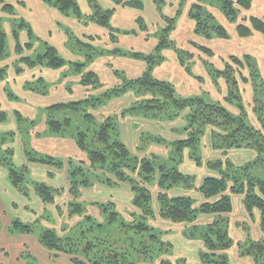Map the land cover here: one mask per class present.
Segmentation results:
<instances>
[{
	"label": "trees",
	"instance_id": "16d2710c",
	"mask_svg": "<svg viewBox=\"0 0 264 264\" xmlns=\"http://www.w3.org/2000/svg\"><path fill=\"white\" fill-rule=\"evenodd\" d=\"M44 1L64 16H74L85 24L95 22L105 27L110 31L111 42H118L119 32L115 31L111 23V15L115 9L104 8L98 0H87L93 11L85 15L78 0ZM115 1L117 4L140 10L145 8L144 0ZM178 1L179 7L175 14L168 16L164 13L166 0H155L163 18V24L153 34L156 37L161 32L156 37L158 43L147 55L139 52L131 54V57L147 64L143 75L137 79L125 77L121 83L103 89L104 84L94 71L87 69V64L105 53L122 55L119 47L100 48L93 43L96 37L89 36L86 43L77 40L81 48L85 44L89 47L90 53H86L83 60L69 62L54 46L48 47L44 54H37L35 57L25 54L26 50L34 48V43H23L20 34L25 30L28 40L36 37L32 25L24 17L17 15L14 4L0 0V60L6 62L5 66H0V79L8 75L10 65L16 69V73H21L24 66L30 69H56L69 63L73 68L72 74L79 75L84 86L98 90L97 94H89L78 101L46 106L43 114L47 129L35 133L38 137L70 136L86 156V159L71 157L68 161L70 187L68 194H65L68 198L64 203L65 212L64 207L57 203L58 197L63 195L62 189L44 182L32 184L27 176L28 164L16 166V150L10 143L16 139L17 132L13 130L0 133V166L7 167L11 184L25 195L33 190L45 206L55 204L61 217H81L72 226L63 221L62 229L59 230L43 223L44 219L51 220V210L46 207V215H40L35 220H14L10 228L12 232L29 234L42 226L40 243L56 256L68 255L73 264H151L153 261H148L146 256L143 262L134 255L144 249L149 252L151 249L149 258H162L160 264H174L173 242L165 240L167 232L156 225L159 220H168L174 223V227L183 228L182 234L186 239L202 241L203 247L198 252L199 264H231L230 254L236 249L242 257L251 256L254 264H264V82L261 81L264 66H259L258 59L252 53L229 54L228 57L220 59V64L218 53L212 47L205 42L202 45L193 41L188 48L175 50L178 61L189 72L194 61L201 59L209 69L215 89L222 92L225 88L226 92L223 100L206 99L198 95H178L172 81L159 79L154 75V70L167 60V51L170 48L176 49L174 45L177 42L172 34L183 12V4L188 0ZM221 2L222 15L232 23L230 26H236L239 37L250 38L254 33L264 36V14L258 16L249 13L253 0ZM191 4L189 16L194 20V30L200 38H230L227 26L215 22V15L206 8L209 4L201 0ZM5 20L12 24L16 54L13 58H10ZM138 27L143 31L148 30L144 18L139 17ZM125 33L130 34L128 31ZM71 38L70 33L68 40L71 41ZM68 44L76 49L71 42ZM196 50L199 55L195 54ZM203 55L206 57L203 58ZM117 75L119 76V72ZM198 79L201 82L202 78L198 76ZM31 82L43 85L46 89L47 83L40 76L33 81L27 80L24 84L30 85ZM245 84L249 85L248 88ZM243 85L247 89L252 88V100L248 101ZM36 89L42 94L39 87ZM29 91L34 92L35 88ZM5 92H8L7 87ZM127 92H133L137 101L119 113L104 118L97 116V109ZM11 93V96L7 93L9 100L20 98ZM58 113L64 114L63 120L55 118ZM15 115L18 121H28L18 111H15ZM128 115L153 119L160 123L173 122L176 118L181 119L183 124L174 129L177 131L174 139L144 133L140 145L133 151L120 137L121 121ZM8 118L5 109L1 108L0 123ZM254 118L257 124L253 122ZM30 122L32 128L27 134L31 133L32 136L36 119ZM75 123L78 125L72 129ZM19 132L22 136L21 129ZM23 141L26 145L27 161L50 164L58 169L64 166V159L44 155L27 146L25 138ZM151 143L167 147V154L149 153ZM207 148L220 154L217 157L208 156L205 153ZM243 150H249L254 155L244 163H238L232 158V154ZM190 163L201 168L200 171L186 173L183 168ZM97 184L99 187L111 189L125 185L132 190V208L125 211L129 214V222H122L120 210L109 211L110 207L117 208V203L112 199L105 201V204L98 202L99 200H83L84 190L96 188ZM88 205L97 206L102 215L106 214V222L95 221L88 211ZM113 224H120L123 235L119 239L92 240L87 237L88 232H95L97 228L103 230L105 225ZM235 227L244 232V238L236 237L233 231ZM84 228L86 229L83 230ZM258 228L263 234L256 238L255 230ZM136 240L140 242L136 243ZM146 250L143 252L145 255ZM175 258L177 264H192L186 257Z\"/></svg>",
	"mask_w": 264,
	"mask_h": 264
},
{
	"label": "crops",
	"instance_id": "0c3cea01",
	"mask_svg": "<svg viewBox=\"0 0 264 264\" xmlns=\"http://www.w3.org/2000/svg\"><path fill=\"white\" fill-rule=\"evenodd\" d=\"M7 1L14 4L18 16L24 17L26 21L30 25H32L34 33L36 34L38 39L44 38L49 41L51 45L58 49L60 55L64 56L65 59L69 62L83 60L84 57L82 55H75V52L69 49V37L67 33L62 30V24H69L73 31L77 33V35H80L84 38H89V36L96 37V40H94L93 43H95L99 47L103 46L106 49H112L115 46L119 47L120 49H141L144 47L147 48V46L150 44L149 39L154 36L153 34L158 30V27L163 24V18L161 17V14L159 12V7L156 6L155 0H144L145 8L143 10L124 4H117L115 0H100V4L104 8L115 9L113 14L111 15V23L115 31L119 32V39L118 42H111V38L109 36L110 31H108L105 27L98 25L95 22H89V24H85L82 21L75 19L74 17L66 15L64 16L60 13L59 10L49 6L44 0ZM194 1L198 0H191L190 2H188L186 10H183L182 14L180 15L176 29L172 34L173 39L178 42L180 46L187 45L189 47V43L191 41H199L200 38L194 30L195 22L189 16L190 8L192 5L191 3ZM79 4L82 10H86V14L93 11L87 0H81ZM178 7V0H166L164 13L168 16H172L173 14H175ZM249 13L258 16L263 15L264 0H253V5L249 10ZM139 17L144 18L145 22L148 25V30H140V28L138 27ZM4 24L7 28V35H9L8 42L9 40L11 42V45L9 44V47H12V53L15 57V40L14 35H12V24H10L9 20H5ZM232 26V35L236 38V40L238 41L242 39L243 41H247L250 48L244 49L238 47V43L236 47L240 48L243 51L242 53L236 55L252 53L258 59L260 66L263 68L264 36L262 34L260 35L258 33H254L250 36V38H241L236 34V26ZM126 31L130 32V34H126ZM136 31L139 32L137 33ZM20 35L23 43L28 40V35L25 30H23ZM215 39L217 41L211 43L213 44L212 47L216 45L220 46L221 43H224V41H226L225 39L220 38ZM153 41H155L156 43L151 45L153 47L150 50H152L158 43L157 38H155ZM202 41L203 43L205 42L208 44L209 41L215 40H207L206 38H203ZM33 49L34 48H32V50H26L25 54H31ZM213 49L218 53L217 49ZM222 55L225 58L228 57L229 54L225 55L219 52L217 54V58L221 59ZM166 56H169L170 62L169 60L163 62L162 65L156 68V70L154 71V75H156L159 79L163 77L162 79L168 80L170 82L172 81L174 85H176L177 92H179L177 87L179 86L182 94L184 93L183 95H188L187 92L194 91L195 89L200 93V88L202 87V85L199 84V81L195 77L190 75L185 66H183L181 62L178 61L176 52L171 50L167 51ZM198 62L201 63V59H196L194 61V65H196V63ZM25 67L26 66H24V68ZM26 69L31 74L28 76H22V78L21 76H17L15 74L12 75L13 70L10 69L9 81H12L11 83L14 90L22 93L20 94V98L18 100H9L7 93L5 92V86L0 82V109L9 107L15 108L9 115L8 120L0 123V133L13 130L17 132L15 136L16 139L12 143H10V145L13 146L16 150L14 161H16L18 157V149H20V153L22 155V164H28L27 176L31 180L32 184L35 182H44L49 185L51 184L58 189H62L63 194H68L67 192L70 187V170L68 161L71 157L86 159V156L81 153L74 139L65 138L62 136L58 137L54 135L42 137H38L37 135L35 136L36 131H45L47 129L44 115L42 116L43 119L40 122V127L36 126L35 130L32 132V140L30 141V143L28 142L27 146L31 147L32 145L33 149L39 151L42 154H49L52 157H59L58 159H64L65 164L64 166H62V168L58 169L56 166L50 164L47 165L44 163L27 161L25 153L26 145L23 144V138L20 133H18L19 127L22 126L20 125V121H18L15 115V111H18L20 115L26 114L27 117L37 120L38 118H41V110H43V108H46V106L48 105L58 104V102L78 101L89 94H97L98 90L89 89L88 87L84 86L81 83V78L79 75H68V77H66L65 80L61 82V79L59 78L61 77L62 73L73 71V68L70 67L69 63L63 68L56 69L48 67H33V69ZM146 69L147 64L142 62V60L133 58L131 59L127 56H107L106 54H103L102 56H99L98 58L90 62V67L88 70H92L97 74V76L100 78L101 83L104 84L103 89H106L109 87H113L119 82L117 72L120 73L122 70H124L127 76H129V79H137V77L143 75ZM169 69L170 73L166 72ZM39 76L42 77L49 86L52 85L49 94L42 95L37 94L36 92H28L27 90L22 89L25 81H33L34 78H37ZM210 79L208 83L209 88L215 89V86L214 84H212V81L210 82ZM43 97L49 99L44 101L45 99ZM135 101H137V97L135 96V94L133 92H127L124 95L113 98L109 103L104 105V107H101L99 110L97 109L95 112L98 117L104 118V116L121 112L122 110L131 106ZM38 112L41 115L36 117V115H38ZM181 121L182 120L180 119V122L174 120L173 122L163 121L162 123H160V121L157 120H146L145 118L140 116L136 117L128 115L127 118L121 121L122 124L120 137L126 145H129L130 149L136 151L137 147L140 145V140L144 133H152L155 135L164 136L167 139H174L177 135V131L174 129L176 127L179 128L180 125L182 126L183 121ZM148 151L149 153L155 152L161 155H166L168 152V148L162 145L151 143ZM205 153H207L208 156L212 155L214 157H217L218 154H220L213 151L211 148H207ZM234 154H236V152L232 154V158H234L236 161L240 160H238L235 156H239V159H243L245 155H248V159H250L254 155L249 150L240 151L235 156H233ZM241 161L242 162L238 163L245 162H243V160ZM189 166L191 168L189 170H192L195 173L200 171L201 169L191 163L189 164ZM110 189L105 187H96L91 190L85 189L83 192V200H86L87 202H95L96 200L108 201V199H112L115 203H117V207L119 208V210L126 211L132 208L131 198L133 193L128 186L124 185L119 186L118 189ZM46 207L47 206H45L42 200L37 195H35L33 190L28 195H25L21 193L16 187H14L13 184H11L7 167L0 166V264H73V262L70 261L68 255L62 254L56 256L51 251L47 250L40 243L39 235H36L33 232H29V234L20 232L15 233L10 230L13 221L17 220V218L24 222L35 220L40 217V215L46 213ZM89 207L90 205H88V211L90 210ZM66 222L69 223L68 221ZM156 225L167 232L165 235V240H171L173 242V245L175 246L174 240L179 239L182 245L185 246L188 251L193 250L194 253L198 256V251L203 247L202 241L186 239L182 234L183 228L174 227V223H171L168 220H159ZM233 231L235 232L236 237L244 238V232L238 230L236 227L233 229ZM262 234L263 233L259 228L255 230L256 238H258ZM194 247L196 248L194 249ZM230 255L231 260H233L234 263L254 264V260L251 256H240L238 253V249L233 250Z\"/></svg>",
	"mask_w": 264,
	"mask_h": 264
},
{
	"label": "rangeland",
	"instance_id": "374dc122",
	"mask_svg": "<svg viewBox=\"0 0 264 264\" xmlns=\"http://www.w3.org/2000/svg\"><path fill=\"white\" fill-rule=\"evenodd\" d=\"M7 1V0H6ZM81 0H78V2H80ZM191 0H188V1H186V3H184L183 4V10L185 11L186 10V8H187V4H188V2H190ZM201 1H203V2H205L208 6L206 7L207 9H208V11L211 13V14H213V15H215V17H216V19H215V22H217L219 25H222V26H227V28H228V31L230 32V38H228L226 41H224V43H221L220 44V46H218V45H216V46H214V47H212L213 46V44H211V43H213V42H216L217 40L215 39V41H209V43H208V45L210 46V47H212V48H215V49H217V51H218V53L220 52V53H223V54H225V55H228V54H239V53H242V51L243 50H241L240 48H238V47H241V48H244V49H250L249 48V44H248V42L247 41H243L242 39H240V40H236V38L232 35V27L230 26L232 23H230V22H228L227 21V19L225 18V16L224 15H222V5H223V3L221 2L222 0H201ZM98 2H101L100 0L98 1ZM92 9V8H91ZM255 9H256V6H255ZM84 11V14L86 15V10L85 9H83ZM70 17H74V16H70ZM84 23V22H83ZM5 30H7V28H6V25H5ZM62 30H64V32L65 33H67V35H68V37H69V34L71 33V41L70 40H68V42H71L72 44H74L75 45V48L76 49H73V48H71L70 47V45L68 44V46H69V49L70 50H72V51H74L75 53V55H77V56H79V55H82L83 57L85 56V54L86 53H90L89 52V47H86V44H85V46H84V48H81L78 44H77V40L78 39H80L81 41H83V42H85L86 41V39L87 38H84V37H82V36H80V35H77V33H75L74 31H73V29L71 28V26L69 25V24H62ZM137 33L139 32V31H136ZM134 34V33H133ZM132 34V35H133ZM161 34V32L160 33H158V34H156V37H158L159 35ZM75 36V37H74ZM155 36H153V37H151V39H149V45L147 46V48L146 47H144V48H141V49H139V48H121V53L120 52H117V53H120V54H122V55H115V54H111V53H105L107 56H121V57H124V56H127V57H129V58H133V57H131V54L132 53H136V52H139V53H143V54H145V55H147V54H149V53H151L150 51V49L153 47V46H151L152 44H155L156 42L155 41H153L155 38H154ZM203 38H199V41H196L197 42V44H202L203 45ZM246 40H249V39H246ZM26 41H30V42H33L34 43V49H33V51H32V53H31V56H33V57H35L37 54H44L46 51H47V48L48 47H50V46H53V45H51V43L49 42V41H47L46 39H42V38H39L38 39V37L36 36V37H34L32 40H26ZM193 41H195V40H193ZM193 41H191V42H193ZM190 42V43H191ZM86 43V42H85ZM189 43V45H191ZM238 43H239V45H238ZM9 44L11 45V42H10V40H9ZM88 45H90V44H88ZM236 45H238V47H236ZM11 47V46H10ZM104 48L103 46H100V48ZM174 47L176 48V49H171L170 48V50L171 51H175V50H179V48H188V46L187 45H182L181 47H180V45L178 44V42H177V45H174ZM84 49V50H83ZM10 53H11V55H10V58H13V53H12V47L10 48ZM196 55H199V52L196 50V53H195ZM185 55V54H184ZM64 57V56H63ZM206 56H204L203 58H205ZM221 58H224V56L222 55L221 56ZM64 59H65V57H64ZM133 59H135V58H133ZM167 60H169V62H170V59H169V56H167ZM220 60V59H219ZM202 61V60H201ZM12 62V61H11ZM13 62H15L14 61V59H13ZM12 62V63H13ZM142 62H144V61H142ZM221 62H222V60H220V64H221ZM145 63V62H144ZM146 64V63H145ZM6 65V62H1V60H0V66H5ZM216 65H218L217 64V62H216ZM87 66H88V68L87 69H89V67H90V63H88L87 64ZM259 66H260V64H259ZM159 67V66H158ZM261 67V66H260ZM26 68H28L27 66L24 68V69H22V72L21 73H16V69L13 67V66H11L10 65V67L8 68V75H6L4 78H1L0 79V82L5 86V88L7 87V89H8V92L7 93H9V95L11 96V92H13L14 93V95H16V96H19L20 97V94H22L21 92H18L17 90H14L13 89V85H12V81L10 82L9 81V79H10V76H9V74H10V69H12L13 70V74L12 75H17V76H21V78H22V76H28V75H30L31 73L30 72H28L27 71V69ZM30 69V68H29ZM171 69V68H170ZM170 69L168 70V71H166V72H168V73H170ZM147 70V69H146ZM156 70V69H155ZM154 70V71H155ZM208 67H207V65L205 64V63H203V61L200 63V62H198V63H196V65H194V67L192 66V68L190 69V71L188 72V73H190V75H192L193 77H195L198 81H199V79H198V76L199 77H201L202 78V80H201V82H199V84H201L202 85V87L200 88V93L195 89L194 91H191V92H187L188 93V95H183L182 94V91L180 90V87L179 86H177L178 87V95H181L182 97H184V96H187V97H195V96H204L206 99H212V100H217V99H222L223 100V97H224V93L226 92V89L224 88V90L222 91V92H219V91H217L216 89H214V88H209V79H210V72H208ZM124 70H122L120 73H119V76H118V78H119V82L118 83H121L122 82V80L123 79H125V77L127 78L128 77V79H129V76H127V74H126V72L124 71ZM73 73V71H68V72H64V73H62V75H61V77L59 78V79H61V82L62 81H64L65 80V78L66 77H68V75H71ZM73 75V74H72ZM209 75V76H208ZM161 78H163V77H161ZM261 81L262 82H264V68H263V76L261 77ZM210 82H211V79H210ZM19 83V82H18ZM51 86L52 85H48L47 84V86H46V89H44L43 88V85H39L38 83H36V82H34V83H32L31 82V84L30 85H27V84H23V87H22V89L23 90H27L28 92H31V91H29V90H31V88H35V91L34 92H36L37 94H41L36 88H40V90L41 91H43L42 92V95H46V94H49L50 93V88H51ZM245 86H247V88H248V86L249 85H247V84H245ZM220 88V87H219ZM246 87H244V85H243V89H244V94H246V97H248V101L249 100H252V88L251 89H247ZM181 89H182V87H181ZM47 91V92H46ZM44 98V97H43ZM45 100L44 101H46V100H48L49 98H44ZM3 109H5V111L7 112V115L9 116L11 113H12V110H14L15 108L14 107H9V108H3ZM20 109V108H19ZM44 109V108H43ZM232 109L233 110H235L236 111V109L235 108H233L232 107ZM249 109H251V107L249 108ZM250 111V110H249ZM41 114L38 112V115H36V117H38V116H40L41 115V118L39 119H37L36 120V126L37 127H40V122L42 121V116H44V114H43V110H41ZM72 113H70V115H71ZM29 116V115H28ZM23 117L24 118H26V119H28V121H26V120H24V122H19L20 123V125L22 126V127H19V131H20V129H21V131H22V136H23V138H25V140L27 141V142H29L30 143V141L32 140V138H31V133H29V134H27V131H31V128H32V126H31V120H32V118H30V117H27L26 116V114L25 115H23ZM64 114L63 113H58V115H56V119H64ZM40 120V121H39ZM174 120H176L177 122H180V119H174ZM253 122L254 123H256L257 124V121H256V118H254L253 119ZM78 124L77 123H75L74 124V127L72 128V129H75L76 128V126H77ZM154 126V125H153ZM181 126V125H180ZM179 126V127H180ZM18 133H20V132H18ZM69 138H70V136H69ZM70 139H73V138H70ZM208 143V142H207ZM31 147H32V145H31ZM32 149H33V147H32ZM238 152H236V154H237ZM73 154H74V152H73ZM236 154H234L233 156H235ZM44 155H46V154H44ZM238 160H240V161H237V162H242L241 160H243V162L244 161H246V160H249L248 159V155L246 156H244V158L243 159H239V156H235ZM57 158H59V157H57ZM22 155H21V153H20V149H18V157H17V159H16V166H22L23 164H22ZM18 164V165H17ZM186 168H187V170H186ZM186 168H183V170L187 173V172H190V173H195L194 171H192V170H189V169H191L190 168V166L188 165V166H186ZM263 176H264V172H263ZM97 187H99L98 186V184H97ZM95 188V187H94ZM108 189H110V187H107ZM110 190H112V189H110ZM31 192V191H30ZM67 198V196L65 195V194H63L61 197H58V199H57V203H59L61 206H63L64 207V212L66 211V207H65V205H64V203H65V201L68 199H66ZM91 200V199H90ZM98 202H100V203H102V204H105L106 202L105 201H98ZM33 206V205H32ZM34 207V206H33ZM50 210H51V217H49V218H51V220L50 221H48V220H46V219H44L43 220V223L45 224V225H47V226H54V227H56L57 229H59V230H61L62 228H61V225H62V223H63V221L64 220H66V221H68L69 222V224H70V226H72V225H74V223L79 219H81V217H78V216H76V217H74L73 219H67L66 217H64V216H59L58 215V209L56 208V205L55 204H52L51 206H47ZM117 207V206H116ZM89 213L90 214H92L93 216H94V219H95V221H97V222H100V223H105L106 222V214L104 215H102L101 214V211L99 210V208L97 207H95V206H91L90 205V207H89ZM114 209V210H113ZM117 209L119 210V208L117 207V208H112V207H110V210L109 211H111V212H116L117 211ZM121 211V215L123 216L122 218V222H125V223H127V222H129V214H128V212H125L124 210H120ZM55 218V219H54ZM54 219V220H53ZM120 222H121V220H120ZM2 225V224H1ZM86 225H88V222L86 223ZM120 225V224H119ZM119 225H117V224H113V225H105L106 227H104L103 228V230H100V229H98L97 228V230L95 231V232H88L87 234V237L88 238H90V239H94V238H118L119 239V237H121V235H123V233L121 232V229H120V227H119ZM86 228H88L87 226H86ZM86 228H84L83 230H85ZM41 231H42V226H40V227H37L36 228V230L34 231V234H36V235H40V233H41ZM134 236H137V235H134ZM139 237V236H138ZM140 238V237H139ZM108 239V240H109ZM138 242H140V240L139 241H137L136 240V243H138ZM174 244H175V246H174V248H173V251H172V260H173V263L174 264H177V259L175 258L177 255L179 256V257H186L187 259H188V261L190 262V263H192V264H199L198 263V261H199V258H198V256L194 253V251L193 250H190V251H188V249L185 247V246H183L182 245V243H181V241L178 239V240H174ZM196 247H194V249H195ZM144 250H146V249H144ZM144 250L143 251H141V252H138V253H134V255H136L137 256V258L140 260V261H145L144 260V257L146 256V259L148 260V261H153L151 264H160V260H162V258H158V259H156L154 256L152 257V258H149L150 256H149V253L150 252H152L151 251V249H150V252H149V250H146L147 251V255H145V254H143V252H144ZM134 251V250H133ZM133 251H131V252H133ZM199 252V251H198ZM132 254V253H131ZM155 262V263H154ZM146 264V263H145ZM232 264H237V263H234L233 262V260H232Z\"/></svg>",
	"mask_w": 264,
	"mask_h": 264
}]
</instances>
